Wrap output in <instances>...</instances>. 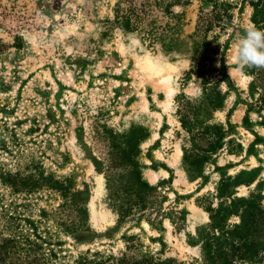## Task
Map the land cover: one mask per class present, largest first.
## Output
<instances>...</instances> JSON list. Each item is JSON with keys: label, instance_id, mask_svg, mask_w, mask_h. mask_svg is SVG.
<instances>
[{"label": "rangeland", "instance_id": "rangeland-1", "mask_svg": "<svg viewBox=\"0 0 264 264\" xmlns=\"http://www.w3.org/2000/svg\"><path fill=\"white\" fill-rule=\"evenodd\" d=\"M119 1L0 0V232L16 235L21 244L36 243L43 264L123 256L207 264L198 241L211 222L202 212L217 207L220 180L235 181L242 173L232 189L236 197L254 193L264 203V107L255 104L259 94L252 92L251 67L235 60L239 37L254 27L252 8L235 9L233 22L216 40L219 55L209 79L220 81L226 99L221 110L206 113L202 126L219 125L226 138L224 148L192 177L183 161L191 143L178 117V97L205 102L201 79L188 76L202 0H134L151 11L136 32L112 25ZM227 1L240 7V0ZM168 3L170 15L164 11ZM148 59L152 69H144ZM218 69H225L223 79ZM134 128L148 134L138 156L143 180L159 186L165 202L151 221L121 222L107 204L99 158L106 150L105 130L125 136ZM178 148L182 156L173 166ZM10 174L33 175L42 185L15 193L5 182ZM57 182L69 185L88 211L85 230L68 234L55 221L63 203ZM95 201L105 211L96 221ZM193 208L201 213L194 216ZM238 222L231 217L228 224Z\"/></svg>", "mask_w": 264, "mask_h": 264}, {"label": "trees", "instance_id": "trees-1", "mask_svg": "<svg viewBox=\"0 0 264 264\" xmlns=\"http://www.w3.org/2000/svg\"><path fill=\"white\" fill-rule=\"evenodd\" d=\"M172 3V2H171ZM171 3L165 7L170 15ZM235 4L227 0H202L193 38L196 53L188 76L195 75L202 81L205 102L194 104L182 96L179 98L178 117L182 128L190 135V148H184L183 161L189 175L199 176L203 166L224 148L226 134L219 125H204V117L209 110H221L225 95L218 82H212L209 74L219 55L216 45L218 38L234 20V10L249 5L252 8L251 21L255 28L264 30V0H240ZM151 18L150 7L145 3L136 5L134 0H120L112 25H119L126 31L136 32ZM217 32V33H216ZM211 34L213 39L210 38ZM217 40V41H216ZM218 72L224 78V70ZM253 94H259L256 106L264 107V69L251 67ZM221 80V79H220ZM203 125V126H202ZM147 133L134 128L129 135H118L113 130H105V152L99 158V165L106 181V201L112 212L123 222L130 218L151 221L158 216L165 202L159 186L143 180L138 161L140 143ZM232 177L222 178L218 185L217 207L207 208L210 218L209 230L199 233L201 246L207 264H264V203L263 197L251 194L236 197L232 190L240 183ZM237 180V181H236ZM255 180L250 181L254 183ZM15 193L35 192L41 181L35 176L21 174L9 175L5 180ZM56 189L61 192L63 203L55 213V221L68 234H75L88 228L89 213L75 199L71 187L57 182ZM259 186V184H258ZM231 217L239 222L228 224ZM9 230V229H8ZM14 233L13 228L9 230ZM38 245L29 239L21 244L14 234L3 236L0 232V264H43L37 252ZM173 260L155 259L153 256L131 261L123 256L117 260H88L84 258L77 264H173Z\"/></svg>", "mask_w": 264, "mask_h": 264}, {"label": "clouds", "instance_id": "clouds-1", "mask_svg": "<svg viewBox=\"0 0 264 264\" xmlns=\"http://www.w3.org/2000/svg\"><path fill=\"white\" fill-rule=\"evenodd\" d=\"M235 60L240 67L264 69V30L254 27L244 30L236 44Z\"/></svg>", "mask_w": 264, "mask_h": 264}, {"label": "bare ground", "instance_id": "bare-ground-1", "mask_svg": "<svg viewBox=\"0 0 264 264\" xmlns=\"http://www.w3.org/2000/svg\"><path fill=\"white\" fill-rule=\"evenodd\" d=\"M149 63H150V60L149 59L147 61L145 60L144 69H152L153 66L149 65ZM156 73H158V72H156ZM163 83L167 87V96H168V99L169 100H172L173 97H174V90H173V88L171 86L170 78L169 77L164 78L163 79ZM181 156H182V151H181V149L178 148L177 151H176V154L174 155V157L172 159V165L173 166H175L176 164H178V162L181 159ZM163 174H164L165 177L168 176V174L166 172H163ZM153 179L156 180V181H158L160 179V174H158V173L154 174V178ZM97 187H98L97 188L98 194H100V188H101L100 187V183H98V186ZM91 210H92V215H93L92 218H93V220L95 219V221L96 220H100V219L97 218V216L99 214L103 215L105 213V211H103V209L98 208V206L96 204V201L91 204ZM192 210H193V215L194 216H197L199 212L201 213V211L199 209L193 208ZM202 213L204 215L205 221L206 222H209L210 219H209L208 214L205 213V212H202ZM95 223H98V222H95ZM98 225H100V224H98Z\"/></svg>", "mask_w": 264, "mask_h": 264}]
</instances>
